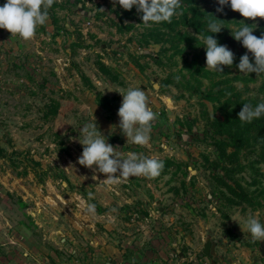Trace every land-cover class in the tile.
<instances>
[{
	"label": "rangeland",
	"instance_id": "374dc122",
	"mask_svg": "<svg viewBox=\"0 0 264 264\" xmlns=\"http://www.w3.org/2000/svg\"><path fill=\"white\" fill-rule=\"evenodd\" d=\"M186 1L151 28L135 6L56 0L33 40L0 29V264H264V242L242 230L250 214L264 223V115H238L264 101V74H242L240 57L252 54L188 9L218 0ZM230 13L219 22L264 35V19ZM200 32L234 53L224 73L206 68ZM128 87L159 114L144 147L111 131ZM93 115L125 155L163 160L161 174L108 186L80 165V128Z\"/></svg>",
	"mask_w": 264,
	"mask_h": 264
},
{
	"label": "clouds",
	"instance_id": "9594fccd",
	"mask_svg": "<svg viewBox=\"0 0 264 264\" xmlns=\"http://www.w3.org/2000/svg\"><path fill=\"white\" fill-rule=\"evenodd\" d=\"M113 2L128 11L135 6L137 11L143 14V24L148 28L165 22L171 23L173 17L183 14L182 9L185 7L182 0H113ZM54 3L56 0H6V3L0 6V29H5L12 36H19L23 41L29 42L36 37L38 29L49 21V12ZM218 4L220 7L217 8V12H223L224 6L230 5L233 11L239 12L247 20L264 19V0H218ZM219 21L222 20L216 17L209 19L208 31L220 33L222 29L229 28L235 40L241 42L254 58L253 63L247 53L241 56L237 65L240 72L245 75L255 73L257 77L264 74V35L258 37L253 34L257 25L241 23L239 27H226ZM196 39L202 40L206 46L207 69L224 73L223 66L233 65L234 53L227 45H221L213 35L205 36L200 32ZM117 92L122 95L123 100L118 110L119 124L111 126V131L118 127L128 142L141 147L149 145L153 124L159 119V114L150 106L148 94L140 87H128L127 90L121 89ZM238 115L243 123L259 119L264 115V101L256 106L243 104ZM80 136L79 142L83 145V151L78 163L104 174L106 179L101 181L105 185H116L121 182V178L132 176L153 179L158 177L165 167L164 161L154 156L136 152H128L125 155L119 150V146L109 143L107 137L101 133L95 115L80 128ZM95 178L94 175L93 179ZM88 197L91 199L93 193L89 192ZM88 211L94 212L95 205L89 204ZM244 228L250 233L253 241L264 242V223L260 222L258 215L250 214L242 228L243 231Z\"/></svg>",
	"mask_w": 264,
	"mask_h": 264
},
{
	"label": "trees",
	"instance_id": "16d2710c",
	"mask_svg": "<svg viewBox=\"0 0 264 264\" xmlns=\"http://www.w3.org/2000/svg\"><path fill=\"white\" fill-rule=\"evenodd\" d=\"M187 1L184 0L182 3H186ZM220 7V6H212L211 8L213 9V11H211L212 9L210 8L209 10H205V9H201V7L197 4H188V9L193 12V16L196 18V20H198V18H204V20L206 22H208L209 19H215V17L219 20H222L220 22H226V23H229L227 17H229L230 15H232V13H230L231 11H233L232 9H224L223 12H217V8ZM229 10H231L230 12H228ZM209 14L211 15H214V16H210ZM225 14H228V16H226ZM189 21V20H188ZM198 24V27L200 29V31H203L201 26H202V22H197ZM185 25H190L192 24L191 23H188V22H184ZM207 24V23H206ZM210 34H213L214 36H219L221 37L220 39L221 40H224V42H233V41H236L235 39H228L226 35L224 36H221V33L219 34H214V33H211V32H208Z\"/></svg>",
	"mask_w": 264,
	"mask_h": 264
},
{
	"label": "water",
	"instance_id": "95a60500",
	"mask_svg": "<svg viewBox=\"0 0 264 264\" xmlns=\"http://www.w3.org/2000/svg\"><path fill=\"white\" fill-rule=\"evenodd\" d=\"M204 252H205V253H209V252H210V244H207V245L205 246Z\"/></svg>",
	"mask_w": 264,
	"mask_h": 264
}]
</instances>
